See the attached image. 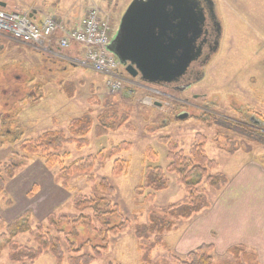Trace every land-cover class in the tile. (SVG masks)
Wrapping results in <instances>:
<instances>
[{
    "label": "rangeland",
    "instance_id": "374dc122",
    "mask_svg": "<svg viewBox=\"0 0 264 264\" xmlns=\"http://www.w3.org/2000/svg\"><path fill=\"white\" fill-rule=\"evenodd\" d=\"M92 1L113 16L114 38L121 18L133 0H10L8 10L20 12L25 3L28 6L33 3L53 14L60 9L46 5L56 2L66 7L72 19L79 18ZM213 1L222 25L220 47L200 80L181 90L147 84L139 76L132 77L122 64L118 65V71L124 77L122 86L112 90L105 75L73 61V58L83 57L78 45L60 49L54 40L51 46L46 45L58 55H49L35 45L32 47L1 35L0 45L7 46L0 50V172L12 163L18 164V169L13 177L6 178L5 189L0 193V217L5 222L0 233L6 232L7 225L28 214L31 225L43 223L62 241L66 252L67 236L75 239L77 247L88 239L101 243L102 237L91 230L87 221L62 224L63 232L58 234L50 227L49 219L66 216L73 222L81 215H90L93 225L100 228L92 212L80 210L76 200L84 196L107 197L119 206L124 217L131 220V226L116 235H109L108 250L90 264H145L143 246L148 247L156 241L157 234L140 238L136 235V226L150 224L153 212L189 200L179 175L168 171L171 142L189 156L197 134L206 136L205 151L216 161V168L210 173L224 174L228 179L219 190L205 182L198 185L211 205L222 190L245 189L251 182L256 184L249 181L248 172L259 171L263 178L264 0ZM64 54L67 59L62 57ZM85 113L91 114L96 125L102 122L114 124L115 128L101 136H96L93 129L87 136L89 143L84 146L66 144L59 150L60 155H69L64 159L65 165L121 142H130L132 147L98 161L90 173L72 176L62 175L60 165L48 168L44 155L25 158L20 151L19 145L24 139L37 138L49 130H62L70 136L71 120ZM183 114L186 116L182 117ZM231 124H241L253 135L239 133L230 127ZM118 158L128 160L130 164L125 173L115 175L112 169ZM150 165L161 166L168 182L167 189L156 193L152 201L144 196L150 190L146 189L144 195L137 191L146 167ZM91 176L95 179L93 182L89 180ZM246 176H249L247 181H243ZM103 178L113 187L112 192L100 186ZM262 178L259 184L264 186ZM208 208L192 217L198 215L199 218ZM191 218L175 220L174 228L164 233L166 246L160 244L152 250L147 264H171L170 256L185 260L200 245L212 244L175 245L172 240H177L183 230L188 229ZM12 240L21 247H37L27 232ZM6 245H0V264H21L11 260V249ZM236 246L238 254L232 253L230 248L234 246L229 249L225 246V250L224 246L220 247L221 251L214 247L215 263L253 264L257 257L260 264L259 256H264V246ZM83 252L91 253L90 246L85 245ZM33 264L57 263L49 251H44Z\"/></svg>",
    "mask_w": 264,
    "mask_h": 264
},
{
    "label": "trees",
    "instance_id": "16d2710c",
    "mask_svg": "<svg viewBox=\"0 0 264 264\" xmlns=\"http://www.w3.org/2000/svg\"><path fill=\"white\" fill-rule=\"evenodd\" d=\"M221 120V119H220ZM223 120V119H222ZM224 120V125H225ZM123 123V122H122ZM120 123V126L123 125ZM228 123V122H227ZM229 126V125H227ZM239 133L253 135L248 131V128L241 124L230 125ZM114 124H105L99 122L97 125L93 117L89 113H85L80 117L71 120L69 131L70 136L62 130H49L44 132L37 138L24 139L19 145L20 151L24 157L30 155H44L46 158V166H61V174L64 176H72L79 173H90L96 166L98 161H103L105 158L114 157L123 150L130 149V142H121L110 149H102L95 154L87 157H81L72 161L69 165L64 164V159L69 155L65 153L59 154V150L66 144L77 143L78 146H84L89 143L88 134L95 129V135L101 136L107 134L110 129H114ZM259 136V135H258ZM260 137H262L260 135ZM206 136L197 134L195 141L191 147L190 155L187 156L182 150H178V145L171 142L168 151V171L175 172L180 177V182L184 185L189 195V200L180 204H170L168 207L162 208L159 212H153L150 218V224L137 225L136 235L140 238L149 237L151 234H157L156 241L154 240L145 248L144 261L148 263V257L152 250L158 245L166 246L164 233L171 231L175 226L176 219H189L193 215L198 214L202 210L211 206L210 200L203 191L198 188V185L207 183L208 186L219 190L227 182L228 179L224 174H211L210 171L216 168V161L209 158L205 151ZM167 140V139H166ZM169 141V139L167 140ZM156 157V156H155ZM129 161L125 159H115L112 172L115 175L125 173L129 168ZM18 169V164L12 163L6 165L4 171L0 172V193L5 189L6 178L14 176ZM91 182L95 179L93 176L89 178ZM100 186L105 190L112 192L113 187L109 185L108 180L103 178ZM168 182L165 177V171L161 166H147L142 182L137 188L138 194L144 195L145 190H150L144 196L148 201L155 198L156 193L167 189ZM76 206L82 210H89L99 223L100 228L93 225L90 215H81L79 218L71 222L70 218L61 216L58 219H49L50 227L54 228L58 234L63 232L62 224L73 223L80 224L82 221L89 223L91 230L97 236L102 237L101 243H93V240H87L86 243L77 247L75 239L67 236L68 250H64L62 241L58 236L53 235L44 226L38 222L35 227L30 223V216L23 215L17 221L6 226V232L0 233V245L7 244L11 249L10 258L12 261L20 262L21 264H33L34 261L43 254L44 251H49L55 258L57 264H63L66 260L68 264H90L101 253L109 248V235H116L131 226V220L124 217L119 210L117 204H113L107 197H80L76 200ZM5 222L0 217V228L4 227ZM29 233L34 239V246L21 247L17 241L12 240L20 233ZM85 245H89L91 253L84 251ZM147 247V248H146ZM232 253L238 254V246L230 248ZM214 245L202 244L191 251L185 260L176 256H170L171 264H216L214 257ZM239 257V256H238ZM254 263L258 264L257 257H254Z\"/></svg>",
    "mask_w": 264,
    "mask_h": 264
},
{
    "label": "water",
    "instance_id": "95a60500",
    "mask_svg": "<svg viewBox=\"0 0 264 264\" xmlns=\"http://www.w3.org/2000/svg\"><path fill=\"white\" fill-rule=\"evenodd\" d=\"M204 3L217 15L213 0H133L107 48L132 77L176 84L203 54Z\"/></svg>",
    "mask_w": 264,
    "mask_h": 264
},
{
    "label": "crops",
    "instance_id": "0c3cea01",
    "mask_svg": "<svg viewBox=\"0 0 264 264\" xmlns=\"http://www.w3.org/2000/svg\"><path fill=\"white\" fill-rule=\"evenodd\" d=\"M49 5L51 7L57 6L56 8L60 9L59 12L52 14L43 10L39 5L32 3L28 6L25 3L20 13H28L36 23H41L46 16L51 15L65 22L69 27H76L83 21L88 8L97 4L92 1L84 8L79 18L72 19L65 6L62 7L60 3L56 2L47 3L46 6L49 7ZM9 6L10 0H0V7L2 9L10 11L8 10ZM1 35H6L16 40L10 35L3 33H0V39L3 38ZM28 45L32 46L31 44ZM6 46V44H1L0 50H4ZM51 54L55 55L53 53L49 55ZM62 57L67 59L65 54ZM248 174L251 178L249 181H253L256 184L251 182L245 189L222 190L219 193V198L204 213H201L199 218L197 215V218L192 217L190 219L191 224L189 227H193L183 230V234L177 238L180 241L176 242L177 240H172L175 242V245L181 246L185 244L196 247L202 243H212L217 251H221L220 247L223 246L224 250L236 245L253 248L260 247L261 245L264 246V186H262L263 184H259L261 183L259 179L262 178V174L259 171H250ZM248 177L246 176L242 180L247 181ZM183 240H185L184 243ZM259 260L260 264H264V256L260 255Z\"/></svg>",
    "mask_w": 264,
    "mask_h": 264
},
{
    "label": "built area",
    "instance_id": "2783aa9c",
    "mask_svg": "<svg viewBox=\"0 0 264 264\" xmlns=\"http://www.w3.org/2000/svg\"><path fill=\"white\" fill-rule=\"evenodd\" d=\"M113 32L111 16L96 5H92L82 23L73 28L67 27L54 16H46L41 23H36L27 13L0 9V33L56 55L58 54L49 47L54 40L60 49L78 45L83 57L73 58V61L105 75L112 90H119L122 86V76L118 71L120 63L107 49Z\"/></svg>",
    "mask_w": 264,
    "mask_h": 264
},
{
    "label": "flooded vegetation",
    "instance_id": "af4514ba",
    "mask_svg": "<svg viewBox=\"0 0 264 264\" xmlns=\"http://www.w3.org/2000/svg\"><path fill=\"white\" fill-rule=\"evenodd\" d=\"M203 7L206 11V21L204 25L205 33L200 40V44L203 46V54L197 61L191 64L187 74L180 82L167 85L172 86L174 89L181 90V88L194 84L197 80H200L204 74L205 67L220 47L222 33L221 21L218 15H213L211 13V7L208 4L204 3Z\"/></svg>",
    "mask_w": 264,
    "mask_h": 264
}]
</instances>
